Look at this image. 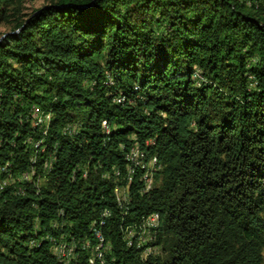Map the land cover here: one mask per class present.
Instances as JSON below:
<instances>
[{"label": "trees", "instance_id": "trees-1", "mask_svg": "<svg viewBox=\"0 0 264 264\" xmlns=\"http://www.w3.org/2000/svg\"><path fill=\"white\" fill-rule=\"evenodd\" d=\"M31 1L0 0V264H264V0Z\"/></svg>", "mask_w": 264, "mask_h": 264}, {"label": "rangeland", "instance_id": "rangeland-1", "mask_svg": "<svg viewBox=\"0 0 264 264\" xmlns=\"http://www.w3.org/2000/svg\"><path fill=\"white\" fill-rule=\"evenodd\" d=\"M46 2V0H34V1H31V2H26L25 4H24V8L25 9H23V12H26V13H29V12H31L33 9H35V8H38L39 6H41L43 3H45ZM6 29V27L5 26H3V25H0V31H3V30H5ZM37 108V107H36ZM36 108H34L33 109V121H32V123H33V125H38V124H40L41 122H45V124H46V127H47V125H48V123H49V121H50V117H51V115L48 113V114H46L44 117L42 116V112L39 110H37ZM39 109V108H38ZM46 127H45V129H44V131H43V133L45 134L46 133ZM38 144H39V142H36V146H38ZM137 155H138V153H137ZM153 164V162L151 163V165ZM3 182H7V181H3ZM1 184H2V182H1Z\"/></svg>", "mask_w": 264, "mask_h": 264}, {"label": "built area", "instance_id": "built-area-1", "mask_svg": "<svg viewBox=\"0 0 264 264\" xmlns=\"http://www.w3.org/2000/svg\"><path fill=\"white\" fill-rule=\"evenodd\" d=\"M103 126V124H102ZM128 149H132V157H126V158H133V156H135L137 153H136V148L133 146V144L128 148ZM142 170L144 168H141ZM148 183H150V180L148 179ZM2 184H4V182H2ZM149 221H150V224H151V221H154L155 219V212L154 213H151L149 215ZM133 229L130 227V224H127L124 226V240L125 242L127 243L128 242V237H130L131 233H132ZM140 232H142V230H140ZM142 241H145V236L143 235V240ZM151 253V250H150V246H148V249L145 251L144 256L148 255ZM61 261V260H59Z\"/></svg>", "mask_w": 264, "mask_h": 264}, {"label": "bare ground", "instance_id": "bare-ground-1", "mask_svg": "<svg viewBox=\"0 0 264 264\" xmlns=\"http://www.w3.org/2000/svg\"><path fill=\"white\" fill-rule=\"evenodd\" d=\"M103 126H104V128L106 129V130H108V126H107V123L106 122H103ZM117 189L118 188H116V191H117ZM119 192V191H118ZM127 197V196H126ZM97 235H96V238L98 239V245H99V247H102V244H103V237L101 236V234L100 233H96ZM57 245V244H56ZM56 248V247H55ZM70 249V248H69ZM56 250V249H55ZM71 250V249H70ZM70 250H68V248L67 247H65V246H62L61 244H60V246H58V254L62 257V256H67L68 255V253H69V251ZM56 252V251H55ZM72 252V251H71ZM70 254V253H69ZM77 255V254H76ZM69 256H71V255H69ZM73 257H74V255H73ZM73 259V258H72ZM63 264H65V263H63ZM66 264H68V263H66Z\"/></svg>", "mask_w": 264, "mask_h": 264}]
</instances>
